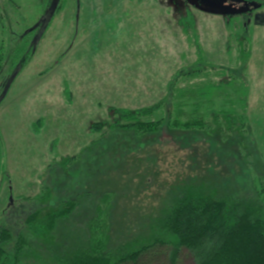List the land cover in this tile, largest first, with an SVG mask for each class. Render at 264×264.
I'll use <instances>...</instances> for the list:
<instances>
[{"label": "rangeland", "instance_id": "1", "mask_svg": "<svg viewBox=\"0 0 264 264\" xmlns=\"http://www.w3.org/2000/svg\"><path fill=\"white\" fill-rule=\"evenodd\" d=\"M11 1L9 38L0 23V87L14 67L7 38L46 12L42 0ZM198 1H187V10L176 0H60L36 53L0 104V220L19 208L26 215L42 208L43 219L82 194L80 207L48 236L29 235L43 256L38 264H57L49 248L75 238L88 222L96 243L112 225L135 229L141 214L159 212L183 186L206 180L214 188L237 175L250 188L253 163L264 196V23L245 25ZM171 81L175 90L226 82L196 112L191 92L175 101L204 131L216 127V113L233 110L242 122L232 126L237 133L225 138L226 131L214 136L163 124L142 138L111 135L117 108L151 106L168 94ZM225 116L219 115L223 130L230 126Z\"/></svg>", "mask_w": 264, "mask_h": 264}, {"label": "trees", "instance_id": "2", "mask_svg": "<svg viewBox=\"0 0 264 264\" xmlns=\"http://www.w3.org/2000/svg\"><path fill=\"white\" fill-rule=\"evenodd\" d=\"M42 1L47 11L51 0ZM8 3L10 5L12 1L0 0V23L6 28L9 38L13 33L14 19L13 13L7 10ZM30 28L11 38L10 42L7 38L4 43L9 46L10 61L14 62L12 73L17 67L23 69L37 51L35 38L40 26L29 31ZM11 74L6 75L1 84L0 95ZM225 85L226 82L214 81L204 86L190 85L175 90L171 81L168 94L157 103L141 108H117L111 135L116 133L133 139L142 138L157 131L163 124L171 129L203 132V123L182 116L183 108L177 105L176 96L183 97L191 92L195 100L190 102V106L196 112L200 101L213 100ZM161 110H166L167 114L157 117L155 114ZM233 113L230 109L216 113V127L204 132L218 136L226 131L224 137H232L242 125ZM221 114L226 115L225 120L230 125L224 130L219 117ZM254 165H248L253 171L250 188L249 182L240 183L237 175L213 185L214 188L208 187L206 180L181 186L168 196L159 212L141 214V224L136 223V230L134 226H129L132 223H126L128 226L125 229L114 227L110 219L112 226L107 237L103 242L96 243L94 227L88 222L81 233L75 232V238L64 240L55 248L50 247L51 259L57 264H186L187 259L195 264H264V196L254 176ZM246 166L242 167L243 170ZM246 174L240 179L245 180ZM81 196L61 201V211L51 208L43 219L40 217L42 208L28 215L23 214L20 208H14L15 212H10V216L5 215L4 220H0V264H38L43 256L31 244L29 235L48 236L57 229L58 221L70 217L80 207ZM107 198L108 194L99 197L94 208L96 213L100 199L105 201ZM121 236L122 239H119Z\"/></svg>", "mask_w": 264, "mask_h": 264}, {"label": "flooded vegetation", "instance_id": "3", "mask_svg": "<svg viewBox=\"0 0 264 264\" xmlns=\"http://www.w3.org/2000/svg\"><path fill=\"white\" fill-rule=\"evenodd\" d=\"M53 0H51L52 3ZM187 1H192L193 3L198 0H176V3L179 5L185 4L186 8L189 10V7L187 6ZM228 1V7H224L221 0H199V5L202 4V6H208L211 8H217L220 10L225 11H235L236 9H240V12H237L236 14H232L231 16H235L238 19H241L245 25L251 24L252 21H255L257 23H262L261 20L264 17V11H260V9L264 3V0H254V2H258L256 5L251 4L252 0H226ZM240 1H244L245 6L238 7V3ZM175 3V2H174ZM238 5V6H237ZM189 13V11H188ZM186 16V13H185ZM237 20V19H236Z\"/></svg>", "mask_w": 264, "mask_h": 264}, {"label": "water", "instance_id": "4", "mask_svg": "<svg viewBox=\"0 0 264 264\" xmlns=\"http://www.w3.org/2000/svg\"><path fill=\"white\" fill-rule=\"evenodd\" d=\"M221 2L223 3V6L224 7H228L229 5L227 4L226 0H221ZM60 3V0H53L52 3L50 4V7L47 9V11L44 13V15L40 18V20L34 25L32 26L29 31L37 28L40 26V29L37 33V36L35 38V43L38 44L39 40L41 39L42 35L44 34L50 20L52 19V17L54 16L57 8H58V5ZM79 6H80V3H78ZM237 12H240V9H236L235 11H221L222 14L224 15H227L229 13L231 14H236ZM78 17V15H77ZM262 23H264V17L262 18L261 20ZM21 68L20 67H17L15 69V71L12 73V75L9 77L1 95H0V104L2 103V101L5 99L6 95L8 94L9 92V89L13 83V81L15 80L17 74L20 72Z\"/></svg>", "mask_w": 264, "mask_h": 264}]
</instances>
